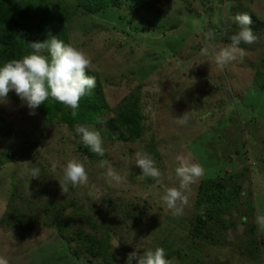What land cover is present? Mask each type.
Returning <instances> with one entry per match:
<instances>
[{
	"label": "rangeland",
	"instance_id": "1",
	"mask_svg": "<svg viewBox=\"0 0 264 264\" xmlns=\"http://www.w3.org/2000/svg\"><path fill=\"white\" fill-rule=\"evenodd\" d=\"M55 1L68 7L64 42L90 58L108 106L85 125L100 133L104 155L83 144L79 124L49 119L39 108L30 115L10 91L0 103V257L40 264L52 246H66L76 264H126L137 247L141 255L161 247L170 264H264L256 223L264 215V0H117L88 13L75 7L78 0ZM237 13L251 16L259 39L241 43L245 55L221 69L202 49L231 43ZM124 105L139 127L121 138L116 118ZM181 116L187 124L176 122ZM136 151L153 158L159 183L142 175ZM178 154L204 172L173 217L161 197L164 185L179 184ZM73 158L88 183L63 193L62 167ZM102 160L121 183L105 177ZM31 168L40 176L28 175ZM197 216L206 220L199 233ZM62 253L51 264H73Z\"/></svg>",
	"mask_w": 264,
	"mask_h": 264
},
{
	"label": "clouds",
	"instance_id": "2",
	"mask_svg": "<svg viewBox=\"0 0 264 264\" xmlns=\"http://www.w3.org/2000/svg\"><path fill=\"white\" fill-rule=\"evenodd\" d=\"M234 23L238 25L239 30L230 37V44L219 47L218 50L211 45L202 49V55L205 56L211 51L217 66L221 69L237 57L242 58L245 55L244 49L240 47L241 43L251 45L257 43L259 39L250 27L252 18L249 14L237 13L234 16ZM214 35V32L209 31L206 33V40L211 41ZM28 47L31 49L29 54L20 59H11L0 66V103L7 104L10 91H14L22 104L30 110L29 114L34 115L35 109L51 97L72 109L71 114L76 117L81 98L96 87L95 77L87 74L91 66L90 58L82 49L65 43L56 36H50L42 42H29ZM176 122L185 125L187 117H178ZM76 132L81 135L83 144L92 152L99 156L104 155L102 139L98 131L90 130L85 125H77ZM135 158L136 165L142 169V175L152 177L159 183L162 173L156 167L153 158L140 151H136ZM175 159L177 161L175 175L179 184L174 187L164 185V194L161 197L173 217L182 215L183 207L188 203L186 190L204 172L202 166L189 156L178 154ZM100 167L106 168L104 175L107 179L116 184L122 182L123 177L108 165L107 161L102 160ZM56 169L57 164L52 163L51 170L55 172ZM25 172L31 177L40 176L39 168L25 169ZM62 172L63 178L59 179V184L63 193L67 191L69 184L77 187L88 183L84 164L75 158L67 161L62 167ZM256 223L261 235L264 236V215L258 213ZM139 248L137 247L138 250ZM138 250L128 253L126 264H132L133 259H136L137 264H170L161 247L155 250L144 249L142 255ZM0 264H8V261L0 257Z\"/></svg>",
	"mask_w": 264,
	"mask_h": 264
},
{
	"label": "trees",
	"instance_id": "3",
	"mask_svg": "<svg viewBox=\"0 0 264 264\" xmlns=\"http://www.w3.org/2000/svg\"><path fill=\"white\" fill-rule=\"evenodd\" d=\"M55 0H0V66L11 59H20L29 54L31 49L29 42L44 41L50 36L65 40L67 35L65 19L67 9L65 5H60V1ZM75 7L85 12H95L108 5H117V0H78ZM87 74L96 79V87L90 90L89 94L81 98L78 108V115L72 116V109L49 97L38 108L49 119L68 124L88 125L96 123L102 114L108 110L100 90V82L97 75L88 70ZM124 130V134L119 137L125 138L126 133L137 134L139 122L135 114L126 112V105L119 111L116 118ZM107 124L113 126L111 120ZM111 128V127H110ZM116 129V128H115ZM205 183L203 182V185ZM211 195V192H206ZM206 224L205 218L197 216L195 229L196 233ZM51 255L43 258L40 264H51L50 258L56 254H61L65 262L76 264L79 262L76 255L69 251L66 246L64 250L55 251ZM73 257V258H72ZM81 264V263H80ZM82 264H85L82 262Z\"/></svg>",
	"mask_w": 264,
	"mask_h": 264
}]
</instances>
